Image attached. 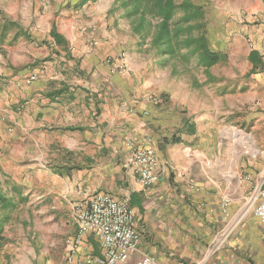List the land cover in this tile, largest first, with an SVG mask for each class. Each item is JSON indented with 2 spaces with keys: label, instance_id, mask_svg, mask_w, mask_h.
<instances>
[{
  "label": "crops",
  "instance_id": "0c3cea01",
  "mask_svg": "<svg viewBox=\"0 0 264 264\" xmlns=\"http://www.w3.org/2000/svg\"><path fill=\"white\" fill-rule=\"evenodd\" d=\"M65 4H57L62 8L56 19L34 23L22 16L25 3L0 0L4 179L39 203L52 204L59 209L54 215L63 219L73 217V204L87 192L127 200L141 235L132 261L149 253L167 264H264V228L255 213L264 170H248L235 160L248 134L238 130L233 152L224 157L219 146L215 157L208 134L188 117L180 142L174 143L165 129L182 128V117L174 111L169 121L167 104L150 99L149 64H138L132 47L128 71L117 70L119 52L134 43L140 51L141 45L130 23V38L120 35L123 24L113 19L114 0L108 5L89 1L76 11ZM83 7H89L91 19L71 17ZM95 12L104 19L95 20ZM53 28L60 43L50 34ZM31 75L36 79L30 81ZM174 101L178 108L186 106ZM147 137L153 140L159 173L150 187L137 182L127 162L129 142ZM5 252L0 246V261ZM100 252L94 237L82 247L84 254Z\"/></svg>",
  "mask_w": 264,
  "mask_h": 264
},
{
  "label": "rangeland",
  "instance_id": "374dc122",
  "mask_svg": "<svg viewBox=\"0 0 264 264\" xmlns=\"http://www.w3.org/2000/svg\"><path fill=\"white\" fill-rule=\"evenodd\" d=\"M18 1L25 3L23 18L34 23L51 16L56 19L62 8L59 5L57 10L60 0ZM80 1L65 0V6L72 9L74 5L72 10L76 11L82 8ZM99 1L108 5L111 0ZM195 1L204 7L205 30L212 49L227 55V59L213 66L209 73L194 65L188 69L181 64L175 66L177 71H174L175 62L161 64L149 44L140 51L135 43L127 45L118 57L124 54L127 64V51L133 47L137 63L149 64L146 79L152 82L150 99L158 98L156 104H167L164 109L168 117H172L169 121L175 119L174 111H177L176 116L182 117V128L165 129L172 141L179 139L178 133L188 125V117L196 118L199 130L208 134L206 141L215 150V157L219 156V146L226 157L229 149L233 152L239 140L238 130H241L248 137L245 150L235 160L248 170L256 166L264 170V109L260 107L264 104V0ZM84 9L79 16L71 17L91 19L89 7ZM122 12L117 8L112 16L124 25L120 26V35L129 39V21L122 18ZM93 17L97 21L104 19L100 12H95ZM127 43L130 44V40ZM254 51L260 57L258 63L250 59ZM176 99L186 102V106L176 107ZM251 192H255L254 186ZM28 197L27 203H19L5 227L7 242L1 248L5 247L6 255L0 264H68L66 240L76 232L74 218H59L54 215L59 209L52 208V204Z\"/></svg>",
  "mask_w": 264,
  "mask_h": 264
},
{
  "label": "trees",
  "instance_id": "16d2710c",
  "mask_svg": "<svg viewBox=\"0 0 264 264\" xmlns=\"http://www.w3.org/2000/svg\"><path fill=\"white\" fill-rule=\"evenodd\" d=\"M89 1L95 0H81L79 4L83 6ZM117 8L123 10L121 16L129 21L132 33L139 36L140 49L149 44L161 64L175 62L173 70L178 64L188 69L194 65L209 73L213 66L227 59L226 54L212 49L205 30L204 7L195 0H114L112 10ZM50 34L61 42L55 28ZM250 59L254 63L260 61L256 51L251 52ZM28 196L5 180L0 168V246L7 242L5 227L13 212L20 202H28Z\"/></svg>",
  "mask_w": 264,
  "mask_h": 264
},
{
  "label": "built area",
  "instance_id": "2783aa9c",
  "mask_svg": "<svg viewBox=\"0 0 264 264\" xmlns=\"http://www.w3.org/2000/svg\"><path fill=\"white\" fill-rule=\"evenodd\" d=\"M117 69L122 73L128 71L124 54L118 57ZM35 79V75L29 77L30 81ZM151 100L158 102V98ZM152 141L151 137L137 144L130 141L127 157L137 182L149 187L159 181L158 158ZM256 202L255 213L264 228V189H259ZM73 212L77 229L66 240L68 264H167L149 253L132 261L141 235L136 227L135 211L127 200L107 192H87L83 200L73 204ZM90 237L98 242L99 254L82 253V247Z\"/></svg>",
  "mask_w": 264,
  "mask_h": 264
}]
</instances>
